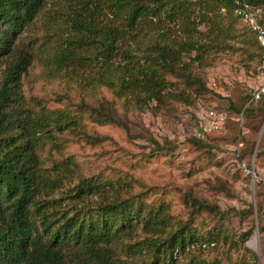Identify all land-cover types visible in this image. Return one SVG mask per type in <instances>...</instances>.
<instances>
[{
    "label": "rangeland",
    "instance_id": "obj_1",
    "mask_svg": "<svg viewBox=\"0 0 264 264\" xmlns=\"http://www.w3.org/2000/svg\"><path fill=\"white\" fill-rule=\"evenodd\" d=\"M62 2L43 0L16 43L50 55L61 39L59 30L66 29L59 12ZM218 24L199 28L205 32L202 39L216 37L221 47L207 51L201 61L183 57L185 69L168 77L167 90L188 97L189 102L167 97L125 112L107 89L80 87L74 80L47 72L42 60H32L21 80L26 98L74 113L81 99L97 97L117 107L123 121V125H97L86 115L82 121L86 132L101 141L89 143L86 137L66 132L60 135V148L53 150V158L46 149L41 153L44 167L51 168L54 161L60 163L66 157L72 164L70 170L61 169L54 181L41 183V203L31 207L33 220L38 221L34 207L55 220L71 205L110 198L117 192V182L124 188L120 190L124 198L139 196L146 203L162 204L170 226L155 231L140 226L126 230L121 240L124 245L109 244L101 264H264V111L257 109L260 100L244 107L247 93L259 84L255 52L242 41L248 33L242 21L230 30ZM216 27L217 36L213 33ZM4 66L1 59L0 78ZM250 107L251 111L242 112ZM210 110L218 124L205 130ZM48 174L53 176V171ZM86 177L110 180L114 185L76 192L78 179ZM194 200L202 205L196 207ZM183 224L196 226L204 236L209 231L220 235L217 241L199 239L182 251L175 250L171 260L161 253L166 248L161 242ZM56 250L58 264H100L78 246Z\"/></svg>",
    "mask_w": 264,
    "mask_h": 264
},
{
    "label": "trees",
    "instance_id": "obj_2",
    "mask_svg": "<svg viewBox=\"0 0 264 264\" xmlns=\"http://www.w3.org/2000/svg\"><path fill=\"white\" fill-rule=\"evenodd\" d=\"M243 2L260 8L257 21L264 30V0H63L59 12L66 29L59 30L61 39L47 55L16 43L43 0H0V60L5 64L0 78V264H58L56 249L75 246L101 264L109 244L124 245L121 240L126 230L140 226L155 231L170 226L162 204L146 203L139 196L124 198L120 194L124 188L117 182V192L110 198L71 205L55 220L34 207L38 221L33 220L31 207L41 203V183L54 181L61 169L70 170L72 164L66 157L60 163L54 161L51 168L44 167L41 153L46 149L52 157L53 150L59 151L60 135L66 132L86 137L89 143L99 142L100 137L86 132L82 122L86 115L97 125H123V121L117 107L97 97L81 99L80 112L74 109V113L26 98L21 80L32 60H42L47 72L52 70L54 76H65L80 87L107 89L125 112L141 110L148 102L167 97L189 102L188 97L167 90L171 85L168 77L185 69L183 57L201 61L207 51L221 47L216 37L202 39V24L210 27L218 21L230 30L242 21L248 32L242 41L255 52L257 75L264 47L257 33L236 13ZM213 30L217 36V27ZM256 102L246 99L244 107ZM259 103L257 109L264 111V96ZM245 110L252 108L242 112ZM50 170L53 176L48 174ZM105 184L114 185L110 180L97 182L86 177L79 178L74 188L88 193ZM193 202L196 207L202 205ZM199 230L189 224L178 225L161 242L166 245L161 253L172 260L175 250L182 251L199 239L217 241L220 235L209 231L204 236Z\"/></svg>",
    "mask_w": 264,
    "mask_h": 264
},
{
    "label": "built area",
    "instance_id": "obj_3",
    "mask_svg": "<svg viewBox=\"0 0 264 264\" xmlns=\"http://www.w3.org/2000/svg\"><path fill=\"white\" fill-rule=\"evenodd\" d=\"M236 13L242 17L243 21L251 28V30L257 33L258 41L264 47V30L261 28L260 24L257 21V17L260 13L259 7H253L247 2H243L237 9ZM257 77L259 79L258 86L247 93L248 103L256 102L264 96V57L258 67ZM218 121L213 110L208 112V121L204 123L205 130H210L213 127H216ZM252 175L255 176L254 172L247 170Z\"/></svg>",
    "mask_w": 264,
    "mask_h": 264
}]
</instances>
